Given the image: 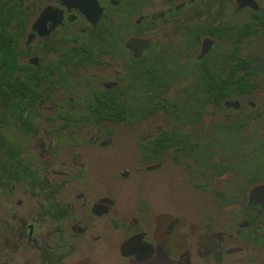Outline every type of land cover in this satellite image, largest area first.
Listing matches in <instances>:
<instances>
[{"label": "flooded vegetation", "instance_id": "af4514ba", "mask_svg": "<svg viewBox=\"0 0 264 264\" xmlns=\"http://www.w3.org/2000/svg\"><path fill=\"white\" fill-rule=\"evenodd\" d=\"M251 1L0 0V264H264ZM166 175L194 215L119 207L115 187Z\"/></svg>", "mask_w": 264, "mask_h": 264}, {"label": "rangeland", "instance_id": "374dc122", "mask_svg": "<svg viewBox=\"0 0 264 264\" xmlns=\"http://www.w3.org/2000/svg\"><path fill=\"white\" fill-rule=\"evenodd\" d=\"M264 79V76H262ZM130 148L123 144L114 153L106 155L97 163L103 176L107 177V170L113 168L117 161L129 156ZM114 192L117 196L120 208H129L134 201L137 192L146 193L161 209H177L192 216L198 210L195 196L186 190L182 182L176 176L166 175L161 179L153 176L142 188L137 189L132 184L119 185ZM81 263V262H79Z\"/></svg>", "mask_w": 264, "mask_h": 264}, {"label": "trees", "instance_id": "16d2710c", "mask_svg": "<svg viewBox=\"0 0 264 264\" xmlns=\"http://www.w3.org/2000/svg\"><path fill=\"white\" fill-rule=\"evenodd\" d=\"M255 73H247V78H246V87H247V90L249 91L250 89V86L255 84V83H251L250 80L253 78V75ZM257 74V73H256Z\"/></svg>", "mask_w": 264, "mask_h": 264}, {"label": "water", "instance_id": "95a60500", "mask_svg": "<svg viewBox=\"0 0 264 264\" xmlns=\"http://www.w3.org/2000/svg\"><path fill=\"white\" fill-rule=\"evenodd\" d=\"M245 4H248V5L254 6V3H253L251 0H246V3H245Z\"/></svg>", "mask_w": 264, "mask_h": 264}]
</instances>
